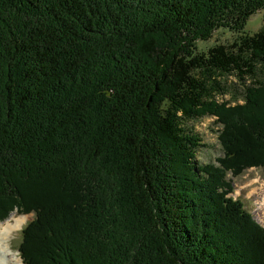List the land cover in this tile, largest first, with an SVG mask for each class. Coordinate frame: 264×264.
<instances>
[{"label":"trees","instance_id":"16d2710c","mask_svg":"<svg viewBox=\"0 0 264 264\" xmlns=\"http://www.w3.org/2000/svg\"><path fill=\"white\" fill-rule=\"evenodd\" d=\"M260 10L0 0V220L34 213L24 264H264V227L227 177L264 167V28L244 31ZM220 28L237 36L198 51ZM230 75L244 90L225 100ZM205 116L218 164L196 161L185 126Z\"/></svg>","mask_w":264,"mask_h":264},{"label":"rangeland","instance_id":"374dc122","mask_svg":"<svg viewBox=\"0 0 264 264\" xmlns=\"http://www.w3.org/2000/svg\"><path fill=\"white\" fill-rule=\"evenodd\" d=\"M262 28H264V10L258 11L249 18L244 31L253 34ZM236 36L237 33L230 29H216L210 39L198 40L197 50L207 51L210 46L215 44H228L233 41ZM222 79H226L231 86V94L227 95L225 100H227V98L230 99L233 92H237L240 95L243 93V83L240 82L235 75L222 77ZM248 80V82L251 81L250 79ZM239 101L243 102V98H240ZM231 103L234 105L233 102ZM216 120L217 117L215 116H205L185 122V126L199 134L201 138L200 143L202 145L198 148L196 156V161L201 165L206 163L218 164V157L223 155V148L218 138L222 125L218 124ZM227 177L232 179L234 185V191L231 195L234 198L242 200L245 204V208L252 213L253 218L264 227V196L262 195L264 193V167L249 168L243 174L236 177H233L231 173H229ZM33 218V213L21 214L15 209L7 218L0 220L1 225H5L7 222L16 225L18 221H22L23 225L19 226L17 230L11 234L9 241L12 249L18 251L19 254L20 243L22 241V229Z\"/></svg>","mask_w":264,"mask_h":264},{"label":"bare ground","instance_id":"6f19581e","mask_svg":"<svg viewBox=\"0 0 264 264\" xmlns=\"http://www.w3.org/2000/svg\"><path fill=\"white\" fill-rule=\"evenodd\" d=\"M262 195L264 196V193ZM22 225V221H18L16 225L9 222L5 225L0 224V264H23L20 254L13 250L9 243L11 234Z\"/></svg>","mask_w":264,"mask_h":264}]
</instances>
